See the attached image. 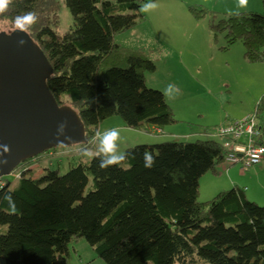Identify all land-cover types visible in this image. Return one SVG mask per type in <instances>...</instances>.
Returning <instances> with one entry per match:
<instances>
[{
	"label": "trees",
	"instance_id": "obj_1",
	"mask_svg": "<svg viewBox=\"0 0 264 264\" xmlns=\"http://www.w3.org/2000/svg\"><path fill=\"white\" fill-rule=\"evenodd\" d=\"M64 4L72 26L61 38L55 34V0H13L0 20L14 27L17 15L37 13V23L24 33L52 69L49 93L59 107L75 112L86 142L115 117L132 131L151 121L159 128L175 124L164 96L144 87L155 65L113 43L144 22L139 11L144 0ZM260 4L261 15L232 14L210 27L214 36L224 37L222 51L240 43L250 65L264 62V0ZM263 112L258 104L253 114L256 145L262 148ZM146 152L154 160L150 167ZM124 153L128 159L120 166L102 170L99 158L79 159L64 175L56 170L36 180L19 179L12 188L5 184L0 197L11 194L16 211L10 213L0 200V261L68 264V245L85 241L104 264H264V207L237 188L198 202L199 181L223 164L218 141L161 143Z\"/></svg>",
	"mask_w": 264,
	"mask_h": 264
},
{
	"label": "rangeland",
	"instance_id": "obj_2",
	"mask_svg": "<svg viewBox=\"0 0 264 264\" xmlns=\"http://www.w3.org/2000/svg\"><path fill=\"white\" fill-rule=\"evenodd\" d=\"M59 6L58 37L66 35L72 26V17L64 0H55ZM149 0H144V3ZM157 7L141 13L144 22L133 30L116 36L113 43L123 49L141 53L152 62L156 71L146 74L144 87L163 95L169 84L175 85L179 93L173 92L165 98L166 105L176 122L173 125L154 128L162 134L150 135L143 129L138 133L120 130L118 148L125 152L138 146L161 143H194L215 141L213 130L231 122L242 120V116H253L258 104L264 109V62L250 65L243 59L240 43L227 51L224 37L214 36L211 25L218 20L237 13L262 14L260 0H247L245 7L239 0H152ZM191 11L201 14L195 19ZM14 27L0 20V33L10 34ZM264 117V112L263 115ZM247 118V117H246ZM244 119V118H243ZM121 119L115 117L103 122L99 131L123 127ZM209 135V136H208ZM95 150L96 145L91 144ZM79 146L57 148L41 155L29 165L20 166L10 176L0 179L10 188L20 179L34 180L58 170L61 175L76 166L79 159L89 163L94 157H83ZM31 166V167H29ZM221 168V166H219ZM217 168V171L219 170ZM29 168V169H26ZM26 169V171H24ZM237 171V168H233ZM261 169L258 173L255 170ZM237 175L238 188L248 196L254 193L253 201L264 207V161L244 175ZM233 189L224 179L216 180L209 174L199 181L198 202L205 204L217 194ZM207 195L211 199H207ZM68 264H104L92 252L85 241L70 243L67 247ZM0 264L4 262L0 261Z\"/></svg>",
	"mask_w": 264,
	"mask_h": 264
},
{
	"label": "water",
	"instance_id": "obj_3",
	"mask_svg": "<svg viewBox=\"0 0 264 264\" xmlns=\"http://www.w3.org/2000/svg\"><path fill=\"white\" fill-rule=\"evenodd\" d=\"M51 75L49 63L27 34L0 33V159L8 161L0 166V179L48 151L87 144L75 112L59 107L49 93ZM63 121L71 139L61 145L57 130Z\"/></svg>",
	"mask_w": 264,
	"mask_h": 264
},
{
	"label": "clouds",
	"instance_id": "obj_4",
	"mask_svg": "<svg viewBox=\"0 0 264 264\" xmlns=\"http://www.w3.org/2000/svg\"><path fill=\"white\" fill-rule=\"evenodd\" d=\"M13 2V0H0V14H4L9 5ZM247 4V0H239V6L245 7ZM157 5L149 0V2L144 3L140 6L139 11L141 13H148L155 10ZM38 21L37 13L33 11L24 12L21 15H17L14 18V27L19 32H27L33 25H35ZM173 92L176 94L179 93V89L172 84H169L165 89L163 95L165 98H171ZM67 121H63L58 125L57 130V139L58 142L63 145L64 141H70V137L66 135L67 129ZM60 137H63V141L60 140ZM120 140V130L118 128H111L101 131H96L93 136V139L89 141L83 148L80 150V154L83 157H95L99 158V168L100 169H108L114 166H120L125 163L128 159L127 154L120 152L118 148V141ZM88 144H95L96 148L93 150L88 147ZM3 151L7 152L8 148L6 146L3 147ZM145 163L146 166H151L154 162L153 157L150 153H145ZM8 161L6 159H0V166L6 165ZM20 179V178H19ZM18 179V180H19ZM0 200H3L8 205V210L10 213H15L16 205L15 200L13 199L11 194H5L3 197H0Z\"/></svg>",
	"mask_w": 264,
	"mask_h": 264
},
{
	"label": "built area",
	"instance_id": "obj_5",
	"mask_svg": "<svg viewBox=\"0 0 264 264\" xmlns=\"http://www.w3.org/2000/svg\"><path fill=\"white\" fill-rule=\"evenodd\" d=\"M155 132L160 134L159 131ZM212 135L224 152L223 164L238 167L242 174L258 166L264 159V148L256 145L259 131L254 115L218 127L213 130ZM16 179H19V175ZM4 186L5 184L0 182V189Z\"/></svg>",
	"mask_w": 264,
	"mask_h": 264
},
{
	"label": "crops",
	"instance_id": "obj_6",
	"mask_svg": "<svg viewBox=\"0 0 264 264\" xmlns=\"http://www.w3.org/2000/svg\"><path fill=\"white\" fill-rule=\"evenodd\" d=\"M246 117H248V115L247 116H242L241 117V119H243V118H246ZM159 128V126H157L156 124H155V122L154 121H151V122H148L145 126H144V128L143 129H145V131L146 132H148L150 135H152L153 133V131L154 130H156V129H154V128ZM100 128V127H99ZM118 129H122V130H125V127H124V125H123V127H119ZM142 129V130H143ZM142 130H140V131H142ZM159 131V133L160 134H162L163 132H162V130H158ZM128 132H134V133H138V134H140V132H138V131H132V130H129ZM154 133L155 134H158L157 132H155L154 131ZM209 136V135H208ZM78 153H79V150H78ZM263 161H264V159H263ZM261 164V163H260ZM259 164V165H260ZM221 166V168L219 167V170L217 171V168H216V170H215V174H209L210 176H213L216 180H219V179H224L225 178V180L226 181H228V184L230 185V186H232L233 188H237V189H239L238 188V178H237V175H241L240 174V171H239V168L238 167H229V166H227V165H224V164H222V165H220ZM29 167H31V166H29ZM257 167V166H256ZM233 168H237V171L235 170V169H233ZM26 169H29V168H26ZM26 169L24 170V171H26ZM254 169V168H253ZM252 170V169H251ZM261 169H258V170H255V172L254 173H258V171H260ZM244 175V174H243ZM205 177V176H204ZM34 180H36V179H34ZM244 191V190H243ZM245 197H246V199L250 202V201H253L252 199L254 198V193H253V195L252 196H248V195H246L245 194ZM212 197L211 196H209V195H207V199H211Z\"/></svg>",
	"mask_w": 264,
	"mask_h": 264
}]
</instances>
